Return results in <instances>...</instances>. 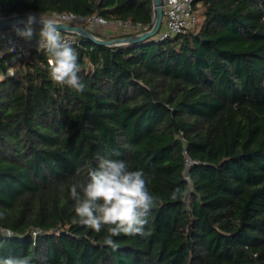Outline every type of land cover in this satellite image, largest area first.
<instances>
[{"label":"trees","instance_id":"obj_1","mask_svg":"<svg viewBox=\"0 0 264 264\" xmlns=\"http://www.w3.org/2000/svg\"><path fill=\"white\" fill-rule=\"evenodd\" d=\"M153 1L0 0V12L149 25ZM194 8L200 25L164 40L102 45L81 36L83 46H72L82 92L53 82L38 50L0 80V258L264 264V0H194ZM185 150L196 161L191 182ZM100 158L143 170L158 199L146 234L113 237L116 250L104 243L107 226L72 223L70 187L86 183Z\"/></svg>","mask_w":264,"mask_h":264},{"label":"clouds","instance_id":"obj_2","mask_svg":"<svg viewBox=\"0 0 264 264\" xmlns=\"http://www.w3.org/2000/svg\"><path fill=\"white\" fill-rule=\"evenodd\" d=\"M19 24L23 27L13 25L15 34L26 41L36 38L37 50L50 58L51 80L82 92L86 85L79 75V54L70 41L62 39L60 25L36 14H28ZM36 24L41 26L39 31L34 27ZM180 194L177 187L171 198ZM70 196L75 201L72 223L96 233L107 226L109 235L104 237V243L113 250L118 247L113 237L146 234L151 210L158 203L147 188L143 170H130L126 161L108 158L99 159L98 166L88 172L86 183L72 184ZM0 264H33V256L0 258Z\"/></svg>","mask_w":264,"mask_h":264},{"label":"built area","instance_id":"obj_3","mask_svg":"<svg viewBox=\"0 0 264 264\" xmlns=\"http://www.w3.org/2000/svg\"><path fill=\"white\" fill-rule=\"evenodd\" d=\"M163 18L162 24L153 37L156 40H164L174 35L183 34L193 29L198 21L197 11L194 8V0H161ZM1 8V5H0ZM153 13L152 22L149 25H142L141 23H133L130 20H108L101 14L80 15L72 11L66 12H52L48 14H38L34 11H29L24 14L13 12L10 15H4L0 12V20L17 19L26 17L28 14H36L44 18L55 20L57 23H66L71 25H81L92 31L96 36L104 38L102 34L113 35L115 29L120 30L125 37L133 34L143 33L149 30L156 20L157 5L155 0L153 1ZM13 25L23 27L19 22L13 23L10 27L0 29V80L6 76H9V72L14 74L15 67H17L21 61H26L31 57L34 50H37V40L34 38L31 41H26L18 37L13 31ZM110 25L109 31H99V28H104ZM39 31L40 25L34 26ZM61 30V29H60ZM100 33H99V32ZM102 33V34H101ZM62 39L68 40L72 45L83 46L81 41V35L73 30H61ZM110 37V36H109ZM116 38L111 36L110 39ZM121 45V44H116ZM13 49L7 51V49ZM3 64L8 65L6 70H3ZM182 135V133H181ZM185 169L184 176L191 182L189 170L191 166L196 162L193 160L187 150H185ZM10 234V231H7ZM38 231L34 234L37 235Z\"/></svg>","mask_w":264,"mask_h":264},{"label":"water","instance_id":"obj_4","mask_svg":"<svg viewBox=\"0 0 264 264\" xmlns=\"http://www.w3.org/2000/svg\"><path fill=\"white\" fill-rule=\"evenodd\" d=\"M155 2L157 5L156 20L149 30L143 33H139V34H133V35L125 36V37H116L113 39H105V38H100L96 36L92 31H90L89 29L81 25H71V24H66V23H58V24L60 25L61 30H73L79 33L84 38L94 41L95 43L102 44V45L129 44L133 42H140V41H144V40L154 37L161 27L162 18H163L162 1L155 0ZM25 18L26 17H21L17 19L0 20V29L10 27L13 23L22 21ZM36 25H39V24H36Z\"/></svg>","mask_w":264,"mask_h":264},{"label":"rangeland","instance_id":"obj_5","mask_svg":"<svg viewBox=\"0 0 264 264\" xmlns=\"http://www.w3.org/2000/svg\"><path fill=\"white\" fill-rule=\"evenodd\" d=\"M197 15H198V18H199V23H198V26L200 25V23H201V21H202V19H203V17H202V15H201V10L199 9L198 11H197ZM108 27H111L110 25H108V26H106V27H104V28H99V31H103V30H105V31H109L110 30V28H108ZM98 31V32H99ZM100 33V32H99ZM102 34V33H101ZM108 33H104V34H102V36H104V37H108V36H114V37H120L121 35H122V33L120 32V30H118V29H115V31H114V33H113V35L111 34V35H107Z\"/></svg>","mask_w":264,"mask_h":264}]
</instances>
